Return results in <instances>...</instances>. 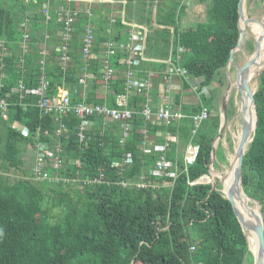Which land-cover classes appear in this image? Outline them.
Here are the masks:
<instances>
[{"label": "trees", "instance_id": "16d2710c", "mask_svg": "<svg viewBox=\"0 0 264 264\" xmlns=\"http://www.w3.org/2000/svg\"><path fill=\"white\" fill-rule=\"evenodd\" d=\"M204 1L207 0H197ZM209 1L208 21L182 28L180 15L176 13L185 8L180 1L150 0L153 11H148V23L144 22L149 31L145 34L143 53L154 60L145 62L139 58L138 79L142 82L149 72H156L153 88L156 87L158 95L168 76L166 63L179 60L191 76L202 78L201 87L214 91L212 97L203 94L195 104H184L181 93L174 92L170 104L184 117L163 126L166 132L176 136L166 153L172 163L171 171L169 175H150L149 169L160 159V153L153 146L146 152L140 142V129L144 126L141 110L147 100L141 89L130 93L129 108L135 111V128L124 146L120 142L121 121L98 114L89 116L92 124L86 130V141L81 142L79 117L69 113L58 119L55 113L42 111L35 94L22 98L14 90L23 77L26 86L35 90L41 75L40 61L45 58L51 95L66 86L72 104L82 100L108 101L109 106L115 107L117 97L126 92V78L121 70L127 68L124 60L130 54L120 50L109 55L115 79L110 81L106 92L102 73L104 58L100 52L110 37L127 43L128 33L121 20L113 24L115 35L112 36L105 31L104 22L98 29L101 23L91 20L95 43L88 71L93 77L88 79L90 87L82 99V94L78 95L80 86L74 91L73 85L85 64L82 46L85 26L90 21L88 14L75 16L72 59L64 70L57 46L59 26L54 23L58 15L53 14L47 21L42 12L48 0H0V99L8 104L6 113L0 106V264H254L248 238L222 186L212 191L210 182L194 183L210 174L229 82L226 69L240 41V0ZM170 4L175 7L167 9ZM245 7L251 19L264 17V0H247ZM24 23L31 39L21 65ZM45 42L47 55L42 51ZM256 46L255 36L246 27L241 51L251 56ZM239 52L234 53L231 75L236 68L247 67L246 62L235 59ZM183 83L184 87L188 85ZM250 88L258 120L244 155L242 184L254 201L250 202L251 206L259 205L264 217V72L252 80ZM233 93L234 90L228 100V122L238 110L239 101ZM201 105L208 107L210 117L193 135L192 115L200 112ZM60 120L66 125L61 137L57 135ZM17 122L27 126L29 135L17 129ZM159 127L150 125L153 139ZM38 130L50 144L61 141L63 164L58 169L47 170L70 177V181L35 178L34 136ZM223 138L234 155L230 133L225 130ZM191 142L199 144L200 151L196 162L186 171L185 155ZM28 147L34 152L32 169L25 168L26 162L21 156ZM126 151L133 154L131 162L117 165ZM229 165L227 152L219 140L213 170L223 173L222 166L229 168ZM12 172L22 176L11 177ZM101 172L105 175L102 182L85 184L88 176H99ZM143 175L147 185L138 187L136 183Z\"/></svg>", "mask_w": 264, "mask_h": 264}, {"label": "built area", "instance_id": "2783aa9c", "mask_svg": "<svg viewBox=\"0 0 264 264\" xmlns=\"http://www.w3.org/2000/svg\"><path fill=\"white\" fill-rule=\"evenodd\" d=\"M56 12L59 13L63 19V29L61 31V35L63 38V45L60 48V60L61 64L63 66V69H67L68 63L71 61V48H72V40H73V32H74V15L76 12L69 7L62 5L58 6L56 8ZM45 17L47 20H50L51 18V12L48 8H45L43 11ZM25 32L23 35V40L21 41V44L25 46V48L28 51L29 42H30V34L27 32L26 24L24 23ZM143 31H139L138 34L133 35L132 38L137 41L145 40ZM95 43V31L92 24H87L84 34V41L82 46V55L83 59L85 61V64L83 65L81 74L77 77L76 83L73 85V90L78 91V88L80 86V89L82 86H85L87 83V79L90 75V72L88 71V67L90 65L89 59L93 56V47ZM180 50L183 49V47H179ZM113 49H108V51L103 55V82H104V88L107 90L109 89V83L111 80L115 79L114 75V69L110 66L109 62V55L113 52ZM143 47L135 44L133 47H131V53L128 58V63L131 66H136L138 64L139 57L138 55L141 54L142 56ZM45 51L43 52V54ZM180 57V56H179ZM178 57V58H179ZM44 66L41 70V75L37 80V86L34 89L28 88L25 83V77H23L21 80H19L18 86L16 88H19L20 90L16 92H19L21 94V97H26L27 95L33 93L37 97V104L42 109V111L46 114L55 113L57 115V118L59 119L61 115H68L69 113L75 114L77 117L81 119L80 125H79V131L78 136L81 140V142L86 141V130L88 126L92 124V120H90L88 117L98 113L100 115H103L104 117H110L114 120L121 121V137L120 142L122 143V146H124L127 142V138L130 136L132 130L135 128V111L129 108V102H130V93L131 91H135V89H141V94H143L147 100L142 105L141 115L144 119V126L140 129L141 132V138L140 142L142 147L146 152L150 151V147L158 153H160V159L157 160L155 164H153L149 169L150 175H169L171 169L169 168L172 166V163L167 160L166 153L167 149L172 142V140L167 137V142L165 144H161V146L158 145V143H152V137L150 134V125H154L156 120L162 121L164 123H169L171 120H177L182 117H184V114L182 112L174 111L173 107L170 103H166L165 106L159 105L158 107L154 108L150 104V98H151V91L153 89L154 84V78L156 77V72H149L147 78L143 80L142 82L137 77V72L133 68H129L126 73L124 74V77L126 78L125 81V88L126 92L124 94L120 95V98L118 100V106L116 108H109L104 105L100 104H92L87 103L85 101H80L75 104H72L70 99V90L66 87H60L58 93L55 95H51L50 93V87L51 83L49 78L47 77V74L45 72V58L41 59ZM168 69L167 72L170 73L166 77L167 81L170 80L174 75L181 77L182 81L186 82L188 85L186 87H183L182 92L184 93H194L196 94L200 99L201 96L204 94L206 96L212 97L214 91H212L210 88L207 87H201V77H194L191 76L186 69H184L180 63L179 60L174 62ZM166 74V73H165ZM164 74V75H165ZM166 76V75H165ZM150 94V95H149ZM85 97V95H83ZM0 106L3 109V111L6 113L8 111V104L5 101V99H0ZM211 111L208 109V107L201 105L200 112L195 113L192 115V118L194 120V128H193V135H195L200 128L203 121L208 120L210 117ZM60 127L57 131V135L61 137L66 129V125L60 120ZM17 129L24 135H29V129L27 126L23 125L20 122L16 123ZM170 134V133H169ZM61 141H58L54 144H50L48 140H45L42 138V131L38 130L34 136V149L36 151V163L34 165V175L36 179L39 180H48L49 182H58L60 180L70 181L71 178L67 176L60 175L59 173L56 174H50L48 172V168H60L63 164V147ZM153 144V145H151ZM200 151V145L197 143L191 142L188 146L186 155H185V170L187 171V168L191 165H193L198 157ZM133 158V154L131 151H126L125 154L122 157V161L120 163H117L119 166H124L125 164L131 162ZM175 175V174H173ZM105 175L103 172L100 173L99 176L90 177L88 176L84 182L85 184H97L103 181ZM146 176L143 175L138 180L139 182L136 183L138 187H146L145 182ZM204 177L201 180H197L194 183L202 182ZM76 181L75 179L73 180ZM78 181V179H77ZM122 184L125 186L126 183L122 182Z\"/></svg>", "mask_w": 264, "mask_h": 264}, {"label": "water", "instance_id": "95a60500", "mask_svg": "<svg viewBox=\"0 0 264 264\" xmlns=\"http://www.w3.org/2000/svg\"><path fill=\"white\" fill-rule=\"evenodd\" d=\"M246 1L247 0H240L239 2L240 42H239V46L232 51V54H231V57H230V60H229V63L226 69L229 82H228V88L225 91V95H224L223 102H222L223 121L221 124L220 132L214 144L213 154H212V158L210 161V174H212V170H213L212 167H213V162L216 156L217 143L222 138V134L225 131V126L228 123L227 107H228L229 96H230L233 86L241 94V98H242L241 104L245 98L248 101V108H249L250 113L254 109L256 113V125H255L254 132L257 127V120H258L257 105H256V101L254 98V94L251 91L250 85L253 79H255L262 72H264L263 57H258L260 43L262 42V40L259 39V37L257 38L255 36L257 46L255 49V57L252 61L254 63L251 64L250 63L251 61H250L249 63H247V67H245L244 69L242 67H238V74H237V78L235 81H233L230 77V69L234 61V53L236 51H241L244 45L245 32L242 28L241 23H243L244 25L250 28L254 26L261 27L263 30V33L261 36L264 35V17L262 19H251L246 12V7H245ZM247 115H248L247 113H244L242 115V124H243L242 125V138L239 143V147L237 151L235 152L234 163L230 162L229 168L227 169V172L223 176V177L228 176L232 170H234V172L236 173V177H235L236 182L233 187L234 198L232 199L227 195L228 193L226 192L225 185L222 181L223 178H220V180L217 181V184L212 183V191L217 190L218 185L222 183L223 185L222 191L226 194L227 198L233 203L234 208L236 210L238 220L244 229L245 235L247 236V238H248V233L252 234V236L254 235V239H255L254 241L256 243V246L258 247V252L256 253L255 250L252 249L250 246V250L252 251L254 255V264H262V259L264 257V217H263V213L259 205H257L256 208L251 206L250 202L254 203V201L250 197L247 196V194L244 191L243 184H242V163H243L245 152L247 150V146L252 141L250 139V136L251 134L254 133L253 132L249 134L248 130L246 129V122L248 121ZM210 174L204 175V176H209ZM249 210H251V212L254 213V215L256 216L258 220V227H260L259 231L258 230L256 231L255 228L253 227V224L248 216Z\"/></svg>", "mask_w": 264, "mask_h": 264}, {"label": "crops", "instance_id": "0c3cea01", "mask_svg": "<svg viewBox=\"0 0 264 264\" xmlns=\"http://www.w3.org/2000/svg\"><path fill=\"white\" fill-rule=\"evenodd\" d=\"M34 1H36V0H34ZM69 1H76V5L73 7H79L78 8L79 10H80V7H82V13L88 14L90 21L87 24L92 23L91 20H94V19L98 20L97 22L101 23L99 25V28H98V29H100L103 26V22H104L105 31L110 36L115 35L113 33V30H114L113 24L116 23L117 20H121L123 25L126 26L125 32L127 31L128 37H131V39L134 42V45L138 44V45L142 46L143 51H144V47H145L144 41H141L138 39L136 41L135 39L132 38V36L138 34L139 31H143L144 34H146V32L149 31V27L143 26L144 28H141L140 26H138L137 25L138 21L135 19V14H136L135 5L140 4L141 3L140 0H69ZM77 2H79V3L77 4ZM45 3L46 4H44V7L48 6L50 8V11H51V9L53 10L52 15L53 14L57 15L55 9L61 5L60 0H48V2H45ZM50 5H53L52 8ZM54 23L57 26H59L58 32L60 34V37H59L60 41L57 44V46H58V49L60 50V48L63 45V38L61 35V31L63 29V19L61 20V18H58V20ZM74 25H75V21L73 23V26ZM73 35H75V27H74ZM83 37H84V34H83ZM128 37H127V39H128ZM47 38H49V36H47ZM124 44H125L124 41L116 42L113 39H111V37H110L109 41L106 44H104V49L100 53L104 55L108 51V49H113L114 51L110 54V57L115 53V51H120V50H126L130 54L131 47H127ZM46 47H47V43L45 42L44 49L42 50L43 52L45 51V53H46L44 55L48 54V47L47 48ZM73 49L74 48L72 46L71 51H73ZM71 56H72V54H71ZM93 56H94V53H93ZM138 57L145 60V62H149V60H154V58H150V57L146 56L143 52H142V56L140 54V55H138ZM137 60H139V59H137ZM124 61H125V64L127 65V68L125 70H121V74L124 75L129 68H133L136 72H138L137 67L139 65L138 66L129 65L128 58H126ZM60 64H61V61H60ZM64 70H66V69H64ZM165 73L170 75V73L166 72V70H165ZM200 79L202 81V78H200ZM162 84H163L164 90L162 88L161 92L158 95L156 94L157 93L156 87L153 88L151 91V98H150L149 102L154 108L158 107L159 105L165 106L166 103H170L173 100V95H174L175 91H178L181 93L182 102L184 104H195V103L201 101V99L194 93L188 92V93L183 94L182 89L184 87L183 86L184 83H183L181 77H179V76L174 75L170 80L167 81V79H166V81L163 82ZM66 88H68V87H66ZM82 89H83V91H82ZM106 92H108V90H106ZM85 93H86L85 86H82L78 95L81 96V94H82V96H81L82 99H85V97L83 96V95L86 96ZM119 98H120V95L117 97V99H119ZM107 102L108 101H105L104 103H92V104H100V105L107 106L109 108L119 107L117 104L118 100L116 101L115 107L109 106V104ZM222 109H223V107H222ZM95 114L97 115L98 113H95ZM98 115H100V114H98ZM100 116H103V115H100ZM89 119L92 120L91 118H89ZM155 125L160 126V127L157 129L156 135L154 136V139L152 138V143H154L156 141L165 142L167 140V137H169L172 141L176 140L175 135H171L165 131V128L163 126H165L166 123L159 121V120H156Z\"/></svg>", "mask_w": 264, "mask_h": 264}, {"label": "rangeland", "instance_id": "374dc122", "mask_svg": "<svg viewBox=\"0 0 264 264\" xmlns=\"http://www.w3.org/2000/svg\"><path fill=\"white\" fill-rule=\"evenodd\" d=\"M181 2L182 5L185 6L184 9H182L181 11L180 10H176V13H178L180 15V23H179V26H181L182 28L183 27H186V26H194L196 24H198L199 22H203V21H208V17H207V12L209 10V7L211 5V1L207 0V1H204V2H200L198 3L197 0H178ZM61 4L63 5H66L67 7H69L70 9L71 8H77L78 11H82V7H80V10L78 9L79 7H73L76 5V1H69V0H60ZM140 4H137L135 5V19L138 21L137 22V25L142 27L144 26V22L148 23L147 22V17L150 15L148 13V11L150 10L151 12L153 11V8L150 9V0H140ZM79 2H77L78 4ZM46 4V3H44ZM172 7H175V4H170V5H167V9L169 8H172ZM155 11V10H154ZM155 13V12H154ZM155 17H156V13H155ZM179 17V16H178ZM59 18V17H58ZM48 21V20H47ZM135 23V22H134ZM189 24V25H188ZM245 28L247 26H244ZM247 29L250 30V32L257 37V34L252 30V28L250 29L249 27H247ZM245 32V30H244ZM48 36V35H47ZM161 45V42H159V46ZM20 48H21V57H20V63L22 65L23 63V58H24V55L27 53V49L25 48V46H23L22 44H20ZM46 54V53H44ZM262 54H263V62H264V50L262 51ZM255 57V52L253 53V55L251 56H248L245 52L243 51H240L238 56L235 57V59L237 60V58L241 59L243 62H246V63H249L251 60H253ZM175 63V62H174ZM237 63V61H236ZM173 63H166V69H168ZM43 62L40 61V69L42 70L43 69ZM23 67V66H22ZM244 69V68H243ZM45 72H46V69H45ZM42 73V72H41ZM237 74H238V68H236L235 71H233L232 75H231V78L232 80H236L237 78ZM92 74L90 73L89 78H92ZM88 79H87V83L85 85V91H87V89L90 87L89 86V83H88ZM103 88H104V84H103ZM105 90H107L106 88H104ZM15 90L19 91L20 89L19 88H16ZM234 90V95L236 97V99L239 101L238 102V110L236 112V114L233 116V118L227 123L226 127H225V130L227 132L230 133L231 137L233 138V146H232V151H237L238 147H239V143H238V140L234 139L233 135L238 133V132H242V115L244 114V112L246 111L247 113V109H246V106H245V103L241 104V94L240 92L235 88L233 87L231 92ZM239 93V95H238ZM225 95V93H224ZM230 97V96H229ZM237 107V105H236ZM242 107V109H241ZM240 109V110H239ZM223 111V109H221ZM222 115H223V112H222ZM251 125V124H250ZM251 126L249 128V134L253 131L251 130ZM226 136V133L225 135ZM223 146H224V149L226 150L227 152V156L229 158V161L231 162L233 156L232 153H230L229 151V145L228 143L226 142V140L223 138L220 139ZM167 142V140L165 142H162V141H156L154 143H158L159 146H161V144H165ZM188 149V148H187ZM187 152V150H186ZM33 150L31 148L28 147V149H25L23 150L21 156L22 158L24 159V161L26 162V164L24 165L25 168H30L32 169L33 167V163H31V160L32 158H34V155H33ZM223 169L225 170L223 173L220 172V173H217L215 172L214 170H212V174H214V176L216 177V183L217 181L220 180V178H222L221 175H224L226 172H227V167L225 166H222ZM50 174H56L57 172H53L51 169L50 171H48ZM11 177H18V176H22V173H19L16 172V173H11L10 174ZM213 178H210V180H212ZM204 181H208V180H205L203 179ZM222 186V189H223V185L222 183L219 184ZM218 185V187H219ZM228 185V183H227ZM54 212H57V211H54ZM253 219L255 221H258L256 216L255 215H252Z\"/></svg>", "mask_w": 264, "mask_h": 264}, {"label": "bare ground", "instance_id": "6f19581e", "mask_svg": "<svg viewBox=\"0 0 264 264\" xmlns=\"http://www.w3.org/2000/svg\"><path fill=\"white\" fill-rule=\"evenodd\" d=\"M242 24V28H243V30H245V27L244 26H246V25H244L243 23H241ZM141 28H144L143 26L141 27ZM250 28V27H249ZM251 29V28H250ZM252 30L257 34V38L259 37V39H261L262 40V42L260 43V47H259V54H258V57H263V54H262V51L264 50V35L263 36H261L262 35V33H263V30H262V28L261 27H259V26H254V27H252ZM240 42V41H239ZM124 45H126L127 47H133L134 46V42H133V40L131 39V37H128V41H127V43H125ZM253 60H251V64H253L254 62H252ZM166 72H167V69H166ZM169 73V72H168ZM234 87V86H233ZM232 87V88H233ZM243 103H245V106H246V109H247V119H248V121L246 122V129L248 130V132H249V128H250V126L252 127L251 128V130H253L252 132H254V129H255V125H256V113H255V111H254V109L252 110V112L250 113V111H249V108H248V101H247V99H245L244 98V100H243V102H242V104ZM241 109H242V107H241ZM243 110V109H242ZM244 113H246V111L244 112ZM251 124V125H250ZM226 127V126H225ZM251 132V133H252ZM250 133V134H251ZM233 137H234V139H236V140H238V143H240V141H241V138H242V132H238V133H236V134H234L233 135ZM234 160H235V155L233 156V158H232V160H231V162H233L234 163ZM225 175V174H224ZM224 175H221L222 176V178H223V183H224V185H225V190H226V192L228 193L227 195L230 197V198H234V196H233V187H234V184H235V182H236V179H235V177H236V173L234 172V170H232L231 172H230V174L228 175V176H226V177H223ZM210 178H213L212 180H210ZM204 179L205 180H208V181H205V182H210V183H213V184H216V177L214 176V174H211V175H209V176H205L204 177ZM227 183H228V185H227ZM237 202V201H236ZM257 214V213H256ZM252 215H254V213H252L251 212V210H249V212H248V216H249V218H250V220H251V222H252V224H253V227L255 228V230L257 231H259L260 230V227H258V221H255L254 219H253V217H252ZM242 217H243V215H242ZM248 240H249V243H250V246H251V248L252 249H254L255 250V252L257 253L258 252V247L256 246V243H255V239H254V235L252 236V234H250V233H248ZM262 264H264V257H263V259H262Z\"/></svg>", "mask_w": 264, "mask_h": 264}, {"label": "clouds", "instance_id": "9594fccd", "mask_svg": "<svg viewBox=\"0 0 264 264\" xmlns=\"http://www.w3.org/2000/svg\"><path fill=\"white\" fill-rule=\"evenodd\" d=\"M62 5H63V4H61L60 6H62ZM50 6H51V8H52L53 5H50ZM65 6H66V5H65ZM45 8H48V9L50 10V8H49L48 6L44 7V5H43V10H42V12L44 11ZM71 9L74 10V11L76 12V14H77V13H79V14L82 13V11H78L77 8H71ZM55 10H56V9H55ZM50 12H51V17H52V12H53V10L51 9ZM56 13H57V12H56ZM43 14H44V13H43ZM76 14L74 15V17L76 16ZM57 15H58L59 18L62 17L59 13H57ZM50 19H51V18H50ZM46 20H47V19H46ZM57 20H58V18H57ZM57 20H56V21H57ZM61 20H62V18H61ZM48 21H49V20H48ZM56 21H55V22H56ZM89 24H91V23H89ZM73 39H74V35H73ZM72 43H73V40H72ZM71 52H72V51H71ZM93 52H94V51H93ZM189 144H190V143H189ZM210 175H211V174H210ZM203 177H205V176L203 175V176H202L200 179H198V180H201ZM202 182H205V181L203 180ZM199 183H201V182H199ZM205 183H208V182H205Z\"/></svg>", "mask_w": 264, "mask_h": 264}]
</instances>
